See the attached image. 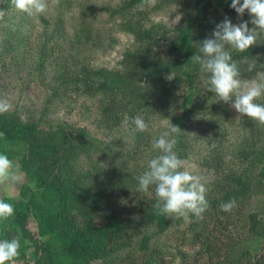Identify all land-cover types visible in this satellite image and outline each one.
I'll return each mask as SVG.
<instances>
[{
	"label": "rangeland",
	"instance_id": "rangeland-1",
	"mask_svg": "<svg viewBox=\"0 0 264 264\" xmlns=\"http://www.w3.org/2000/svg\"><path fill=\"white\" fill-rule=\"evenodd\" d=\"M129 1L49 0L46 13L29 16L17 11L11 0H0V8L6 11L0 20V96L7 95L13 104L10 112L0 116H16L22 123L37 122L39 128L50 131L46 137L49 143L60 147L84 144L86 154L71 160L76 169L73 179L79 176L93 189L89 197L78 200L73 213L83 226L116 221L125 229V245L112 253L114 259L103 256L88 264L246 262L264 252V157L259 153L252 160L244 157L251 150L250 139H246L250 125L245 123L251 118L239 117L231 104L226 114H221L226 105L207 90V74L200 69L190 104L197 116L179 132L175 150L182 151L179 157L185 167L206 183L209 208L204 219L163 215L166 223L151 221L150 213L157 209L154 191H138L136 177L145 170L147 160L158 154L151 150L153 137L172 123L178 126L169 114L179 113L191 93L183 83L188 69L184 59L171 58L173 49L180 46L184 28H193L197 52L195 44L209 37L225 17L233 24L249 21L251 28V16L245 12L240 17L231 8V0H156L152 7L130 5ZM127 6L129 10L123 12ZM131 23H138L140 28L132 31ZM262 44L264 33L255 45ZM236 53L232 50L238 63ZM242 64H252L255 70L258 66L248 58H243ZM84 67L105 69L117 80L125 79L127 87L135 89L136 102L149 94L155 103L154 113L149 116L145 108L138 114L149 123L141 141L135 139L131 123L123 126L124 115L117 119L118 115L104 113V95L75 84L71 76ZM255 70L244 68L242 79L257 78ZM259 102L264 103V98ZM70 131L73 135L67 134ZM260 136V141L255 140L262 150L264 133ZM28 147L26 142L3 143L0 153H16L12 159L23 176L20 182L0 184V199L18 198L23 184L28 183L21 164V157H31ZM52 159L50 156L47 161ZM233 198L236 207L230 213L222 211L221 203ZM28 228L37 236L33 216ZM208 237L219 247L218 261L210 259L204 249ZM25 246L24 261L14 264H34L41 255V249L31 241Z\"/></svg>",
	"mask_w": 264,
	"mask_h": 264
},
{
	"label": "trees",
	"instance_id": "trees-1",
	"mask_svg": "<svg viewBox=\"0 0 264 264\" xmlns=\"http://www.w3.org/2000/svg\"><path fill=\"white\" fill-rule=\"evenodd\" d=\"M129 4H142V0H130ZM124 9L129 10L128 6L122 8L123 12ZM130 27L132 31L140 28L138 23H131ZM146 33L148 32L146 31ZM192 37L193 28L185 27L180 38V46L176 50L173 49L174 54L171 57L178 61L184 59V65L188 67L183 83L189 86L191 93L185 97L182 110L179 111L180 114H175V112L169 114L170 120L174 121L181 130L184 129L188 121L197 116L195 108L190 105L193 102L192 89L195 87L196 71L200 69L199 65L191 60L192 56L196 54ZM181 51H185V53H183V57H178L177 54ZM236 56L242 75L245 73L244 68L249 67L242 64L243 58L254 61L258 64L256 68L264 71L263 44L254 45L244 53L238 52ZM257 69L252 70H255L257 74ZM71 78L75 80V84L84 86L87 92L104 95L107 103L104 113L107 116L118 115L116 117L118 119L119 116L130 114L133 118L143 112L145 108L150 111L149 116L154 113L152 110L155 103L151 101L149 94H145L142 99H139V102H136L134 99L136 98L135 89L131 86L127 87L125 79L117 80L110 71L84 67ZM225 105L220 109L221 114L224 115L230 104L225 103ZM255 122L252 119L245 120V123L250 125V137H246V139H250L248 143L251 150L244 157L250 160L257 153L264 157V145L260 150L259 142L255 140L257 138L260 141V134L264 133V129ZM37 124L35 121L22 123L16 116L12 118L0 116V150L3 151L5 141L26 142L31 155L30 158L21 157L22 168L27 175L28 183L23 184L18 198L6 201L14 205L15 215L7 221L0 222V239H11L14 233L19 235L20 255L14 263L24 261L27 240L42 251L34 264H88L91 259L103 256L114 259L112 253L125 245L124 237H122L125 231L124 225L115 221V223L109 222L105 226H95L91 223H86L83 226L80 224L78 215L73 213L74 209H77V205L80 204L78 200H81V197H89L90 191L93 189L91 186L85 185L86 182L82 181L81 177L73 179L76 169H73L71 160L74 157V159H78L81 154H86L84 144L79 142L75 146L60 147L56 143H49L46 137L50 131L39 128ZM59 128L60 126H57V131L60 130ZM67 134L73 135V132L70 131ZM134 136L137 141H141L145 137V133L134 132ZM181 152V150H177L178 155H181ZM8 155L12 158L16 153H8ZM50 156L53 159L49 162L47 158ZM31 183L35 185V189L31 187ZM31 216L37 222V236L33 235L28 228V220ZM150 216L151 221L154 220L158 225L167 222L163 215L158 214L157 209L153 210ZM44 236H48L46 241L42 240ZM204 241V249H206L208 257L212 260L214 258L216 261L220 260L217 257L219 256L217 243L212 242L209 237ZM238 261L239 264H264V252L246 262H243L242 259Z\"/></svg>",
	"mask_w": 264,
	"mask_h": 264
},
{
	"label": "clouds",
	"instance_id": "clouds-1",
	"mask_svg": "<svg viewBox=\"0 0 264 264\" xmlns=\"http://www.w3.org/2000/svg\"><path fill=\"white\" fill-rule=\"evenodd\" d=\"M58 3V0H51ZM12 6L19 12L29 16L44 14L49 9V0H11ZM156 0H142L141 7H152ZM231 8L240 17L245 12L251 16L249 21L233 24L231 19L216 24L209 37L197 42V52L191 60L199 65L202 73L207 74V90L215 94L218 101L231 104L240 116H246L264 126V73H257V78L242 79L240 68L232 57V50L244 53L257 43L261 33H264V0H231ZM6 11L0 8V20ZM254 65L250 64L248 71ZM13 104L7 96H0V114L12 110ZM134 126V132H145L149 123L137 115L130 118L124 114L122 124ZM181 129L170 125L153 137L151 150L158 154L147 160L146 168L136 177L137 190L151 194L154 191L156 198L155 207L158 214L169 218L186 217L192 215L196 220L204 219V214L209 208L206 198L207 187L200 175L194 174L185 167L176 149L177 136ZM23 173L17 164L6 153H0V184L17 183L22 180ZM35 189V185L31 186ZM236 207L233 198L221 203L220 208L230 213ZM15 215L12 203L0 199V222L7 221ZM21 241L18 234H13L11 239H0V264H14L20 255Z\"/></svg>",
	"mask_w": 264,
	"mask_h": 264
}]
</instances>
